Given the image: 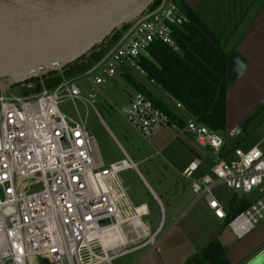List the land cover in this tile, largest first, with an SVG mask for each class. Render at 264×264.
Returning <instances> with one entry per match:
<instances>
[{
  "label": "built area",
  "instance_id": "built-area-1",
  "mask_svg": "<svg viewBox=\"0 0 264 264\" xmlns=\"http://www.w3.org/2000/svg\"><path fill=\"white\" fill-rule=\"evenodd\" d=\"M186 22L177 0H161L129 22L83 75L66 79L58 70L60 82L53 88L38 77V82L20 84L18 94L0 89V264H112L135 252L157 249L162 226L149 231L144 223L146 204L132 203L120 176L135 164L122 151L124 159L106 167L86 130V115L89 108L95 109L99 87L107 80L130 71L146 79L141 60L152 45L178 52L174 32ZM171 100L183 110L180 102ZM62 103L72 104L73 116L58 110ZM118 114L144 142L167 127L193 140L200 158L180 175L190 181L215 219L225 222L226 212L213 189L223 187L243 198L256 195L226 224L235 237L264 221V151L259 143L231 151L226 145L241 137L240 125L215 132L190 118L180 128L140 92ZM205 159L213 162L209 174L194 179ZM103 221L108 225L101 226Z\"/></svg>",
  "mask_w": 264,
  "mask_h": 264
},
{
  "label": "trees",
  "instance_id": "trees-1",
  "mask_svg": "<svg viewBox=\"0 0 264 264\" xmlns=\"http://www.w3.org/2000/svg\"><path fill=\"white\" fill-rule=\"evenodd\" d=\"M161 0H153L147 10L156 8ZM239 2V1H238ZM236 0H202L195 8L177 2L187 22L175 29L174 39L179 51L155 44L141 60L146 72V81L157 87L170 99L180 102L183 110H170L155 99L145 85L133 81L131 74L124 78L135 92H140L162 110L172 124L183 127L186 119H193L215 132H224L226 127V92L228 90V52L225 46L245 15L244 8H235ZM238 6H240L237 3ZM230 6V7H229ZM146 10V11H147ZM129 27V22L118 25L104 40L87 54L61 69L66 79L83 75L120 38ZM47 88L60 82L59 72L41 77ZM38 78L28 82H38ZM153 81V84L150 83ZM39 90L37 85L35 91ZM131 98V97H129ZM264 105V104H263ZM256 109L241 124L242 135L238 140L227 142L231 149L252 147L247 141L253 133L254 120L263 112ZM240 145V146H239ZM254 146V145H253ZM192 151V150H191ZM194 153V151H192ZM208 162L207 159H205ZM249 206L243 197L235 194L230 198L225 225ZM184 264H230L224 247L217 239L210 240Z\"/></svg>",
  "mask_w": 264,
  "mask_h": 264
},
{
  "label": "crops",
  "instance_id": "crops-1",
  "mask_svg": "<svg viewBox=\"0 0 264 264\" xmlns=\"http://www.w3.org/2000/svg\"><path fill=\"white\" fill-rule=\"evenodd\" d=\"M177 2L188 8H195L202 0H177ZM235 8H244L245 15L228 40L225 49L228 54L236 52L245 64V69L243 75L228 86L226 92L227 128L240 125L247 118L243 115L234 117L233 106L243 108V105H255L264 101V0H236ZM154 88L158 89L153 85L147 89L152 94ZM159 92L162 93L160 90ZM152 96L159 100L153 94ZM168 99L172 103V100ZM188 150L192 153L191 149ZM199 154L194 152L193 158L195 159ZM190 162L191 160L182 171ZM182 171L175 173L180 182L189 183L186 187L178 185L171 193H167L166 188L159 187V196L149 189L151 201L143 203L148 209L144 223L151 231L152 226L147 220L152 215V211L154 213L159 211V222L153 219L155 224L153 228L154 231L160 225L162 228L157 249L151 253L145 251L140 254L135 264H184L212 239H217L224 247L230 264H253L264 251V221L241 238L235 237L226 227L225 222L213 217L203 198H198L194 194L190 181L180 175ZM207 174L209 167L203 163L194 172L193 178L198 179ZM233 195L234 193H231L225 200L226 203H221L226 213ZM235 195L241 198L239 194L235 193ZM255 197L256 195L253 194L244 199L249 202ZM166 212L167 219H165Z\"/></svg>",
  "mask_w": 264,
  "mask_h": 264
},
{
  "label": "water",
  "instance_id": "water-1",
  "mask_svg": "<svg viewBox=\"0 0 264 264\" xmlns=\"http://www.w3.org/2000/svg\"><path fill=\"white\" fill-rule=\"evenodd\" d=\"M152 1L0 0V89L61 70L118 25L139 17ZM227 61L231 86L243 75L245 64L236 52ZM253 264H264V251Z\"/></svg>",
  "mask_w": 264,
  "mask_h": 264
},
{
  "label": "rangeland",
  "instance_id": "rangeland-1",
  "mask_svg": "<svg viewBox=\"0 0 264 264\" xmlns=\"http://www.w3.org/2000/svg\"><path fill=\"white\" fill-rule=\"evenodd\" d=\"M129 74H131L133 81L135 80L145 85L146 88L151 87V84L138 72L130 71ZM80 80L83 81V78H80ZM81 86L87 90L88 85L86 83H82ZM6 89L13 94H18L21 90L20 85ZM99 90L101 95L95 100V109L89 108L87 115L79 102L76 101L75 106L83 117L86 115V130L94 138L102 163L106 167L123 160L124 156L122 151L136 165V170H126L120 175L128 190L132 203L135 206H139L151 201L149 189L159 196V187L166 188L165 191L167 193L173 192L178 185H184L186 187L189 183L184 182L183 184L180 182L175 172L182 171L190 160L191 162L195 160L193 158L194 153H191L188 149H191L197 154L201 153L200 148L193 140L180 135L173 127H167L153 135L148 143L144 142L118 114L129 101V97L135 93L133 87L124 78L117 77L107 80L99 87ZM82 92L84 91L82 90ZM152 94L170 110H175V106L164 93H160L158 89L154 88ZM263 103L264 101L255 105H243V108L240 106H233L232 108H234V117L238 115L248 117L256 109L263 108V112L254 120L255 122L252 125L254 130L247 142L251 146L259 143L260 149L264 151ZM58 110L69 116L74 115V109L71 103L60 104ZM179 113L186 122L188 119L181 112ZM196 158H200V154ZM205 163L208 167H211L213 164L210 160L208 162L205 160ZM38 189L39 187L36 188V190ZM231 193L229 190L221 187L215 188L212 191L215 199L223 204L226 203L225 200ZM165 214V219H167V212ZM153 219L159 222V211L157 213L152 211V215L147 220L152 226L151 232L154 231L153 227L155 225L153 224ZM145 251L142 250L135 254L120 257L113 261L112 264H135L137 257L145 253Z\"/></svg>",
  "mask_w": 264,
  "mask_h": 264
}]
</instances>
